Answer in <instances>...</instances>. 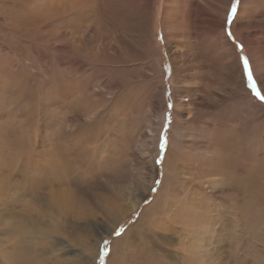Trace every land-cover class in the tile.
I'll use <instances>...</instances> for the list:
<instances>
[{
    "label": "rangeland",
    "instance_id": "obj_1",
    "mask_svg": "<svg viewBox=\"0 0 264 264\" xmlns=\"http://www.w3.org/2000/svg\"><path fill=\"white\" fill-rule=\"evenodd\" d=\"M257 92L264 0H0V264H264Z\"/></svg>",
    "mask_w": 264,
    "mask_h": 264
},
{
    "label": "snow or ice",
    "instance_id": "obj_2",
    "mask_svg": "<svg viewBox=\"0 0 264 264\" xmlns=\"http://www.w3.org/2000/svg\"><path fill=\"white\" fill-rule=\"evenodd\" d=\"M235 12H236V5L233 4L232 5V8H231L230 16L232 14H234ZM243 65H244V70L248 74V80H249V82H252V87L255 88L256 85H255V82L253 81V74H252L251 69L249 68V61H248L247 58H243ZM256 94H257V96H260V93L259 92H257ZM260 99L261 100H264V96H260ZM169 107H171V104H169ZM161 146L163 147L164 145L162 144Z\"/></svg>",
    "mask_w": 264,
    "mask_h": 264
},
{
    "label": "bare ground",
    "instance_id": "obj_3",
    "mask_svg": "<svg viewBox=\"0 0 264 264\" xmlns=\"http://www.w3.org/2000/svg\"><path fill=\"white\" fill-rule=\"evenodd\" d=\"M28 262V261H27Z\"/></svg>",
    "mask_w": 264,
    "mask_h": 264
}]
</instances>
